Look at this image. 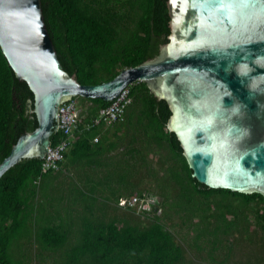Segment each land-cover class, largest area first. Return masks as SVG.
<instances>
[{
  "label": "trees",
  "instance_id": "trees-1",
  "mask_svg": "<svg viewBox=\"0 0 264 264\" xmlns=\"http://www.w3.org/2000/svg\"><path fill=\"white\" fill-rule=\"evenodd\" d=\"M167 1L42 0V6L64 69L82 85H98L160 56L171 33ZM131 96L129 108L136 106L139 116L137 132L144 128L152 136L151 131L157 129L154 141L169 151L165 166L151 181L152 188L131 190L126 173L117 182L98 183L109 186L115 196L113 204L99 202L97 190L78 192L72 186L67 193L71 197L80 193L82 206H61L53 195L38 205L42 177L54 171H43V160L24 159L0 179V264H33L38 258L42 263L50 259L52 264H184V244L199 250L208 247L210 258L215 260L220 253L223 263L232 258L243 239L261 247L256 264L264 262V196L200 184L176 135L167 128L171 116L167 102L144 82L131 86ZM76 99L87 106L80 114L81 125L92 122L110 104ZM33 108V92L16 78L0 48V163L22 134L37 128ZM127 115L128 111L122 125ZM62 139V132H56L52 145ZM132 164L130 175L139 173L140 166ZM144 194L158 198L160 215L156 209L138 212L119 205L123 198ZM184 226L189 229L181 235ZM75 238L77 243L72 241Z\"/></svg>",
  "mask_w": 264,
  "mask_h": 264
},
{
  "label": "water",
  "instance_id": "water-1",
  "mask_svg": "<svg viewBox=\"0 0 264 264\" xmlns=\"http://www.w3.org/2000/svg\"><path fill=\"white\" fill-rule=\"evenodd\" d=\"M168 42L157 59L98 85L63 67L42 0H0V48L34 94L38 126L0 163V179L24 159L45 158L62 103L113 101L144 82L170 108L193 177L211 189L264 196V0H168Z\"/></svg>",
  "mask_w": 264,
  "mask_h": 264
},
{
  "label": "crops",
  "instance_id": "crops-1",
  "mask_svg": "<svg viewBox=\"0 0 264 264\" xmlns=\"http://www.w3.org/2000/svg\"><path fill=\"white\" fill-rule=\"evenodd\" d=\"M80 107L81 112L87 109V106L82 107L81 104ZM119 122L112 125H102L90 130L87 129L88 123L79 125V128L71 137L72 144L65 153L61 169L42 177V193L38 197V205H43V202H46V199H52L53 195L57 202L60 200L61 206H82L78 200L81 194L79 193L77 197L69 196V193H67L68 188L72 187L73 184L70 180L63 179L62 176L75 178L73 188L77 189L78 192H80V189L84 191L94 189L97 190L96 196L99 198V202L104 201L107 205L114 203L115 196L109 193V186L103 187L98 183L110 182L113 179L111 177L119 176L116 173H113V176L111 174L113 171H117L119 174V167L123 163V159L119 158L118 150H124L121 145V138L126 130L121 127ZM96 139H98V142ZM114 165L117 167L116 170L112 168ZM58 176L61 178L60 180L57 178ZM92 184L96 185L93 187ZM57 189L60 190V194L56 193L58 192ZM84 199L89 201L93 198L84 197ZM80 200H82V197ZM47 208L50 209V206ZM47 211L49 212L48 209Z\"/></svg>",
  "mask_w": 264,
  "mask_h": 264
},
{
  "label": "rangeland",
  "instance_id": "rangeland-1",
  "mask_svg": "<svg viewBox=\"0 0 264 264\" xmlns=\"http://www.w3.org/2000/svg\"><path fill=\"white\" fill-rule=\"evenodd\" d=\"M127 111L128 115L125 118L126 120L124 125L119 122V124L121 123L123 129L126 130L121 138V145L124 150H118L119 158L123 159V163L121 167H119L121 174H118L117 171H113L111 173L112 176L114 175L113 173H116L119 176L111 177L113 178L112 183L117 182V178H124L126 173H129V176H126L131 179V182L128 183V187L131 190L147 192L149 188H152L151 181L158 175L156 173L162 170V166H165V159L167 158L169 151L164 147L163 149H160L156 144L157 142L154 141V137H157V129L151 131L152 136H150V133L146 134L144 132V128L142 129L143 131L141 130L137 132L139 116L137 114L136 106L130 107ZM134 136L137 137L136 142H134ZM132 148L137 149V152H130ZM132 157L134 160L131 159ZM132 163H137V165L140 166L139 173H133L130 175L133 171ZM112 168L116 170L117 167L114 165ZM57 178H59V180L61 179L59 176ZM62 178L70 180L74 186L75 178H69L68 176H62ZM57 190L58 192L56 193L60 194V190ZM156 191L157 190L155 189L153 192ZM138 212H140L139 209ZM161 213L162 211L159 210L157 214L160 215ZM188 229L189 228L184 226L182 230H180L181 235H185ZM237 237L240 241L242 240L240 235ZM72 241L77 243L76 238ZM189 242L192 241L190 240ZM183 246L186 249L187 256L184 264H221L224 260V256L220 253L216 256L215 260L210 258L207 252L208 247H205V250H199L197 247H192L188 244H184ZM261 251V247L257 243H250L249 241L243 239L242 242L236 246L232 258L222 264H256L259 256H261ZM31 255L32 257H35V252H32ZM39 261L40 259L38 258L33 262V264H52V260L50 259L43 261V263ZM262 264H264V262H262Z\"/></svg>",
  "mask_w": 264,
  "mask_h": 264
},
{
  "label": "built area",
  "instance_id": "built-area-1",
  "mask_svg": "<svg viewBox=\"0 0 264 264\" xmlns=\"http://www.w3.org/2000/svg\"><path fill=\"white\" fill-rule=\"evenodd\" d=\"M131 84L125 88L110 104L101 108L96 117L87 125V129H95L102 125H112L121 121L129 106L132 104ZM81 107L76 98L62 103L58 110V131L62 132L63 139L56 145H51L43 159V171H59L65 158V153L71 147V137L79 128L81 120ZM57 131V132H58ZM98 142V139H96ZM159 200L155 196L144 194L120 200L121 207L137 208L140 212L151 211L159 207Z\"/></svg>",
  "mask_w": 264,
  "mask_h": 264
}]
</instances>
